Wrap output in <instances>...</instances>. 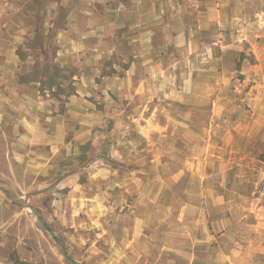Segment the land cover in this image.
I'll return each instance as SVG.
<instances>
[{
  "label": "rangeland",
  "instance_id": "rangeland-1",
  "mask_svg": "<svg viewBox=\"0 0 264 264\" xmlns=\"http://www.w3.org/2000/svg\"><path fill=\"white\" fill-rule=\"evenodd\" d=\"M126 1L0 0V264L173 263L137 224L177 208L188 162L264 203V0L206 29Z\"/></svg>",
  "mask_w": 264,
  "mask_h": 264
},
{
  "label": "crops",
  "instance_id": "crops-1",
  "mask_svg": "<svg viewBox=\"0 0 264 264\" xmlns=\"http://www.w3.org/2000/svg\"><path fill=\"white\" fill-rule=\"evenodd\" d=\"M246 1L127 0L124 7L126 16L129 15V10L134 14L140 10L138 13L140 17L142 14L145 16L140 19L136 14V20H157L155 22L157 26L161 24L158 20H166L168 17L167 20H178L174 23L178 25L179 20H200L199 26L203 25L202 27L206 29L207 20L208 25H211L214 18L224 20L230 15L237 20H248L247 16L250 14H245ZM154 9L157 11L153 12ZM258 16L262 18L261 15ZM185 24L192 26L189 21ZM189 32V27H186L182 34L178 33L174 37V40L187 39L191 42L195 39L196 33L201 36V32L197 30L191 37ZM154 33L156 32H152ZM182 45L187 46L186 43ZM15 85L19 86L18 83ZM125 85L137 84L129 82ZM138 85L142 89L145 86L150 88L154 83L142 81ZM1 87L4 88V83ZM30 121L27 120V126L33 127ZM158 133L160 135L154 134L150 129L142 130L141 135L144 143L146 141V146H164L163 137L168 136V133L165 134L163 128H160ZM195 167V164L190 166L189 162L183 164L180 174L174 180L183 187L177 208L158 210L154 215L156 222H152L151 218L140 219L137 227L140 228L142 236L146 237V228L153 226L157 228L155 235L149 239L141 237L140 240L146 244L157 241V247L172 251L176 259L173 263L166 262L168 264H264V203H261L263 199L255 193L250 197L249 193L237 194L229 192L228 189H214V180L209 176L201 179L189 178L188 172ZM218 181H222V186L232 183L231 178H222ZM132 245L136 247V244Z\"/></svg>",
  "mask_w": 264,
  "mask_h": 264
}]
</instances>
